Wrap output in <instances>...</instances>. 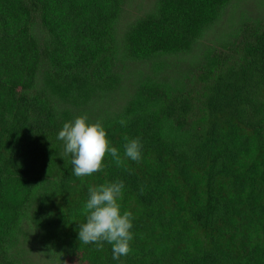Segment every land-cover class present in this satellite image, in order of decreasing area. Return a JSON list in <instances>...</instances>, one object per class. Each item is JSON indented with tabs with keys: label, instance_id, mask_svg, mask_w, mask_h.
<instances>
[{
	"label": "trees",
	"instance_id": "obj_1",
	"mask_svg": "<svg viewBox=\"0 0 264 264\" xmlns=\"http://www.w3.org/2000/svg\"><path fill=\"white\" fill-rule=\"evenodd\" d=\"M80 115L141 160L76 177ZM116 180L119 260L78 239ZM0 264H264V0H0Z\"/></svg>",
	"mask_w": 264,
	"mask_h": 264
},
{
	"label": "clouds",
	"instance_id": "obj_2",
	"mask_svg": "<svg viewBox=\"0 0 264 264\" xmlns=\"http://www.w3.org/2000/svg\"><path fill=\"white\" fill-rule=\"evenodd\" d=\"M123 126L127 121L119 120ZM58 140L63 142L61 157L70 156L73 174L76 177L91 176L103 171L104 160L111 156L117 167H125V160L139 162L143 144L139 137L124 136L123 156L119 149L110 143L102 122H89L87 115H80L65 122L58 132ZM124 181L105 182L89 187V198L83 204L82 214L86 222L79 224L78 239L83 244H94L97 251L104 248V242L112 246V258L119 260L131 252L133 240V215L121 211ZM143 192V189H141Z\"/></svg>",
	"mask_w": 264,
	"mask_h": 264
}]
</instances>
